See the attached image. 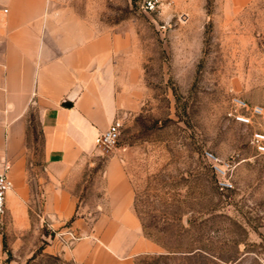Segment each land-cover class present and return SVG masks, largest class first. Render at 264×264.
Here are the masks:
<instances>
[{
  "label": "rangeland",
  "instance_id": "1",
  "mask_svg": "<svg viewBox=\"0 0 264 264\" xmlns=\"http://www.w3.org/2000/svg\"><path fill=\"white\" fill-rule=\"evenodd\" d=\"M49 1L96 32L126 38L142 86L138 107L113 118L121 122L115 143L98 147L75 182L71 219L91 222L104 210L99 169L115 153L141 234L156 243L122 264H264V153L251 143L252 131L264 127V0H174L158 11L144 10L141 0ZM231 96L262 114L236 120V112H248ZM24 123L33 201H26L25 224L5 216L0 225L1 264H77L61 254L70 244L55 232L83 234L68 219L52 224L38 216L46 157L36 109ZM213 163L227 169L229 186L218 182Z\"/></svg>",
  "mask_w": 264,
  "mask_h": 264
},
{
  "label": "crops",
  "instance_id": "2",
  "mask_svg": "<svg viewBox=\"0 0 264 264\" xmlns=\"http://www.w3.org/2000/svg\"><path fill=\"white\" fill-rule=\"evenodd\" d=\"M5 12H1L2 8ZM126 38L94 27L49 0H0V170L12 182L5 216L28 221L29 196L22 144L25 113L39 115L46 165L38 178L40 215L52 224L70 220L83 235L61 254L77 264H122L156 249L144 237L132 207L133 191L122 159L107 155L99 169L104 210L88 222L74 216L73 190L98 154L95 135L140 100L139 66ZM4 221V219H3ZM3 255L0 234V264Z\"/></svg>",
  "mask_w": 264,
  "mask_h": 264
},
{
  "label": "built area",
  "instance_id": "3",
  "mask_svg": "<svg viewBox=\"0 0 264 264\" xmlns=\"http://www.w3.org/2000/svg\"><path fill=\"white\" fill-rule=\"evenodd\" d=\"M174 0H141V6L147 11H158L163 6H170ZM6 8H2L1 12H5ZM231 102L234 106L245 109L248 113L236 112L234 118L240 122H250V116H260L262 114V107L259 105L248 106L246 102L238 96H231ZM121 122L118 118L112 119L107 127L99 131L94 137L95 147L100 146H111L115 143L118 137L119 128ZM251 143L255 147L257 152L264 153V127L257 128L251 133ZM208 157L213 158L210 153H206ZM226 166L229 164L225 163ZM213 168L216 173L220 174L221 179L218 182L222 186H229L230 183L225 178L226 170L225 168L219 167L216 163H213ZM7 165L3 164L2 170H0V225L3 223L5 214V194L11 188L12 182L6 174ZM40 214H38L39 216ZM40 219L43 220L44 217L40 215ZM45 220V219H44ZM58 240L63 244H71L73 241L79 238V234L71 227H65L63 230H58L55 232Z\"/></svg>",
  "mask_w": 264,
  "mask_h": 264
}]
</instances>
